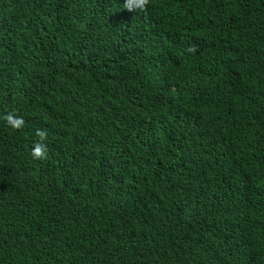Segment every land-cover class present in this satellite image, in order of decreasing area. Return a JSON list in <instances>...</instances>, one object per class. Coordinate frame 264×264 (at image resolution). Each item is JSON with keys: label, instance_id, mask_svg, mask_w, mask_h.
<instances>
[{"label": "trees", "instance_id": "1", "mask_svg": "<svg viewBox=\"0 0 264 264\" xmlns=\"http://www.w3.org/2000/svg\"><path fill=\"white\" fill-rule=\"evenodd\" d=\"M124 2L0 0V264H264V0Z\"/></svg>", "mask_w": 264, "mask_h": 264}, {"label": "clouds", "instance_id": "2", "mask_svg": "<svg viewBox=\"0 0 264 264\" xmlns=\"http://www.w3.org/2000/svg\"><path fill=\"white\" fill-rule=\"evenodd\" d=\"M150 4V0H125V9L130 11H143ZM4 119L9 128L12 130H22L26 126V121L23 117L16 113H8ZM36 135L39 140L32 147V156L34 159L43 160L48 157V133L45 130L37 129Z\"/></svg>", "mask_w": 264, "mask_h": 264}, {"label": "bare ground", "instance_id": "3", "mask_svg": "<svg viewBox=\"0 0 264 264\" xmlns=\"http://www.w3.org/2000/svg\"><path fill=\"white\" fill-rule=\"evenodd\" d=\"M203 5V4H202Z\"/></svg>", "mask_w": 264, "mask_h": 264}]
</instances>
